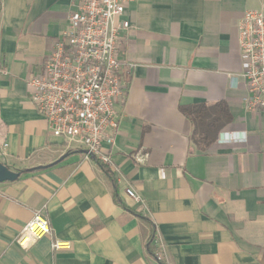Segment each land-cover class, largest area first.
<instances>
[{
	"label": "crops",
	"instance_id": "obj_1",
	"mask_svg": "<svg viewBox=\"0 0 264 264\" xmlns=\"http://www.w3.org/2000/svg\"><path fill=\"white\" fill-rule=\"evenodd\" d=\"M262 1L127 5L119 18L130 24L119 52L127 93L116 104L114 144L103 145L120 203L103 168L51 135L30 99L27 80L66 30L72 1L0 0V137L8 140L0 161L25 170L0 182V264H264V111L245 108L238 29ZM220 100L233 114L220 133L236 139L200 151L179 106ZM38 210L52 234L23 249L17 235ZM152 225L161 261L149 251ZM55 240L70 246L54 249Z\"/></svg>",
	"mask_w": 264,
	"mask_h": 264
},
{
	"label": "built area",
	"instance_id": "obj_2",
	"mask_svg": "<svg viewBox=\"0 0 264 264\" xmlns=\"http://www.w3.org/2000/svg\"><path fill=\"white\" fill-rule=\"evenodd\" d=\"M68 26L54 43L42 68L27 80L30 99L46 119L49 132L70 149L83 148L87 157L94 156L112 167L104 144L113 145L119 130L120 115L116 104L127 93L121 80L119 59L121 34L130 28L120 21L127 5L137 0H71ZM239 48L243 57L240 74L245 89V108L264 111V0L260 9L247 10L238 23ZM6 69L0 66V73ZM238 80L233 77L232 84ZM218 139L235 141L234 133H219ZM8 147L0 137V152ZM147 154L133 155L144 163ZM128 197L139 203L142 198L131 187ZM52 234L49 219L38 210L19 231L17 244L25 249L38 239ZM155 233L149 240L153 256L163 258ZM59 240L53 248L69 247Z\"/></svg>",
	"mask_w": 264,
	"mask_h": 264
},
{
	"label": "trees",
	"instance_id": "obj_3",
	"mask_svg": "<svg viewBox=\"0 0 264 264\" xmlns=\"http://www.w3.org/2000/svg\"><path fill=\"white\" fill-rule=\"evenodd\" d=\"M180 111L191 121L192 132L190 139L195 147L200 151H206L218 138L220 131L229 123L233 121V114L229 108L228 103L225 100H220L212 105H208L205 102L194 103L190 105H180ZM72 150L69 151V153ZM93 158L106 172L114 185V197L117 201L118 198V180L114 171L100 159ZM36 168L33 170H39ZM25 172V170H19ZM153 231L149 240H151L156 232L155 226L152 225ZM149 251L154 254L153 248L149 246Z\"/></svg>",
	"mask_w": 264,
	"mask_h": 264
},
{
	"label": "water",
	"instance_id": "obj_4",
	"mask_svg": "<svg viewBox=\"0 0 264 264\" xmlns=\"http://www.w3.org/2000/svg\"><path fill=\"white\" fill-rule=\"evenodd\" d=\"M85 153H88L85 150ZM65 156L61 157L63 159ZM42 168V167H38ZM21 175V171L11 169L8 165L0 161V182L17 180Z\"/></svg>",
	"mask_w": 264,
	"mask_h": 264
},
{
	"label": "clouds",
	"instance_id": "obj_5",
	"mask_svg": "<svg viewBox=\"0 0 264 264\" xmlns=\"http://www.w3.org/2000/svg\"><path fill=\"white\" fill-rule=\"evenodd\" d=\"M246 134H244V133H241V138H244V136H245Z\"/></svg>",
	"mask_w": 264,
	"mask_h": 264
},
{
	"label": "rangeland",
	"instance_id": "obj_6",
	"mask_svg": "<svg viewBox=\"0 0 264 264\" xmlns=\"http://www.w3.org/2000/svg\"><path fill=\"white\" fill-rule=\"evenodd\" d=\"M60 139V138H59Z\"/></svg>",
	"mask_w": 264,
	"mask_h": 264
}]
</instances>
